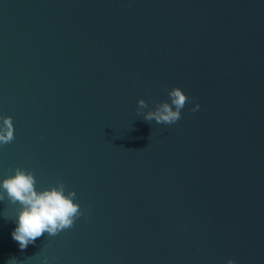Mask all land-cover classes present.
Returning <instances> with one entry per match:
<instances>
[{
  "label": "water",
  "instance_id": "obj_1",
  "mask_svg": "<svg viewBox=\"0 0 264 264\" xmlns=\"http://www.w3.org/2000/svg\"><path fill=\"white\" fill-rule=\"evenodd\" d=\"M175 87L177 123L138 116ZM2 116L0 181L85 216L21 250L0 201V264H264V0H0Z\"/></svg>",
  "mask_w": 264,
  "mask_h": 264
},
{
  "label": "clouds",
  "instance_id": "obj_2",
  "mask_svg": "<svg viewBox=\"0 0 264 264\" xmlns=\"http://www.w3.org/2000/svg\"><path fill=\"white\" fill-rule=\"evenodd\" d=\"M171 103H157L155 110L144 113L149 104L140 99L137 104V114L151 123L173 125L182 118V109L190 102L185 92L175 87L168 92ZM200 104H196L193 112L199 110ZM15 140V127L11 116L0 117V146L12 143ZM34 172L25 168L16 167L14 174L8 175L0 181V201H9L13 205H19L18 217L15 219L16 228L12 232V238L21 250L27 249L30 244L47 234L56 236L60 232L74 227L75 221L85 212L76 202L77 193L73 190L66 192V185L58 181L56 185L44 190H38ZM7 264H18L12 257ZM43 264H48V258L44 257ZM227 264H236L229 259Z\"/></svg>",
  "mask_w": 264,
  "mask_h": 264
}]
</instances>
